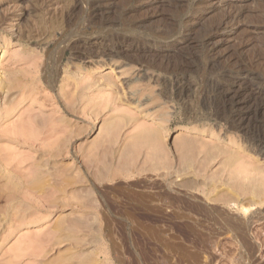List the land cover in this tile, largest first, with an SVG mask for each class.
Returning a JSON list of instances; mask_svg holds the SVG:
<instances>
[{"label": "rangeland", "instance_id": "1", "mask_svg": "<svg viewBox=\"0 0 264 264\" xmlns=\"http://www.w3.org/2000/svg\"><path fill=\"white\" fill-rule=\"evenodd\" d=\"M0 46V264H264V0H0Z\"/></svg>", "mask_w": 264, "mask_h": 264}, {"label": "bare ground", "instance_id": "2", "mask_svg": "<svg viewBox=\"0 0 264 264\" xmlns=\"http://www.w3.org/2000/svg\"><path fill=\"white\" fill-rule=\"evenodd\" d=\"M212 1V0H211ZM207 3V2H206ZM229 22H224V23H222L221 24V29L223 30V29H226V27L229 25L228 24ZM191 26H190V31H193V29H194V27L196 26V23H195V18L193 19V20H191V22L189 23ZM7 27H10V26H7ZM7 29H9V28H7ZM6 29V30H7ZM0 48H1V46H0ZM2 52L0 51V54H1ZM105 53V55H107V56H113L114 54H127V52H125L123 49H122V47H113L112 49H111V51H109V52H104ZM183 87V86H182ZM176 88V87H175ZM180 88V87H179ZM1 92H3V91H1ZM6 92V91H5ZM6 93H8V92H6ZM84 105H86V104H82V108H83V106ZM87 106V105H86ZM85 108V107H84ZM83 108V109H84ZM7 111V110H6ZM7 113L5 112V113H2L1 115H0V120H2V118L4 117V118H6V115ZM221 115V114H220ZM219 116V115H218ZM222 116V115H221ZM220 116V117H221ZM224 116V115H223ZM241 118V117H240ZM222 119H224V117L222 118ZM225 119H227V118H225ZM237 119V118H236ZM235 118L234 119H231V120H233L232 121V125H235V127L236 128H239V129H246L247 128V126H246V124L244 123V121L242 122V120H240V122H238V120H236ZM151 139V138H150ZM253 146L257 149V151H259V152H262L263 151V149H264V143L263 142H261L260 140L258 141V142H256V141H254L253 140ZM229 159H231V158H229ZM228 159V160H229ZM229 162H231V161H229ZM43 164V163H42ZM39 165V164H38ZM48 165H49V163H48ZM47 165V166H48ZM41 166V165H40ZM40 166H39V169L37 170L38 171V173H36V175L34 176V179L32 180L33 182H31V184L32 185H30V188H31V186H33V190H34V187H36L35 189L37 190L38 189V185L40 184V180H41V177H42V175H43V173L41 174V172L43 171H41V172H39L41 169H40ZM42 166H44V165H42ZM46 166V165H45ZM52 166V165H51ZM50 166V167H51ZM45 168V167H44ZM48 168V167H47ZM42 169H43V167H42ZM50 169V168H49ZM48 169V170H49ZM45 170V169H44ZM51 170V169H50ZM50 170L48 171V172H50ZM53 170V169H52ZM36 171V172H37ZM46 171H44V173H45ZM52 172V171H51ZM53 172H54V170H53ZM47 173V172H46ZM48 174V173H47ZM46 174V175H47ZM45 175V174H44ZM52 175V173L51 174H49V176H51ZM54 175V174H53ZM48 176V175H47ZM55 176V175H54ZM52 177V176H51ZM43 178V177H42ZM45 178H46V176H45ZM50 178V177H49ZM54 179V178H53ZM55 180V179H54ZM42 181H44V178H43V180ZM41 181V182H42ZM7 183H10V185H8V184H5L4 183V188H2L3 186L2 185H0V188H2L3 190L4 189H6V190H8V191H11V192H9V193H6V194H2V196H3V198L5 199V201L10 205V209H9V211H7L8 212V214L10 215V214H13V215H15V216H17V219H18V221H20V222H22L23 220H24V218H25V214H26V212H27V209L24 207L25 206V202H24V194L22 193V191H21V188H22V183L21 182H19V181H17V182H15V181H11V180H9V181H7ZM41 185V184H40ZM52 185V184H51ZM50 185V186H51ZM12 186V187H11ZM53 186V185H52ZM51 186V187H52ZM11 187V188H10ZM40 187V186H39ZM1 190V189H0ZM259 190V189H258ZM54 191V190H53ZM52 191V192H53ZM55 193V192H54ZM52 194V193H51ZM50 194V195H51ZM52 196H54V195H52ZM12 216V215H11Z\"/></svg>", "mask_w": 264, "mask_h": 264}]
</instances>
